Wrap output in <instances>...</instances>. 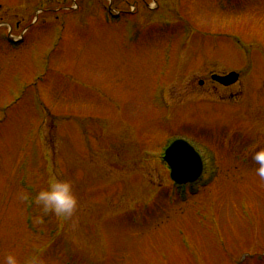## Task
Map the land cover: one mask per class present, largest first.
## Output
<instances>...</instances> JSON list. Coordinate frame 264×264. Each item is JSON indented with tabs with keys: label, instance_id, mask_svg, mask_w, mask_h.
<instances>
[{
	"label": "rangeland",
	"instance_id": "obj_1",
	"mask_svg": "<svg viewBox=\"0 0 264 264\" xmlns=\"http://www.w3.org/2000/svg\"><path fill=\"white\" fill-rule=\"evenodd\" d=\"M105 5L119 17L104 20ZM230 71L229 87L212 78ZM178 136L205 160L183 201L162 159ZM261 147L264 0H0V256L264 264ZM50 170L78 208L36 225L16 193Z\"/></svg>",
	"mask_w": 264,
	"mask_h": 264
},
{
	"label": "clouds",
	"instance_id": "obj_2",
	"mask_svg": "<svg viewBox=\"0 0 264 264\" xmlns=\"http://www.w3.org/2000/svg\"><path fill=\"white\" fill-rule=\"evenodd\" d=\"M252 159L258 165L256 174L264 180V147L255 150L252 154ZM16 199L23 204L24 211H28L32 206L39 208V215L31 216L32 222L36 225L44 223V215L54 214L61 220H66L76 213L78 208V198L73 189V182L65 179L59 171L49 172L46 185L40 187L33 195L32 192L26 189H20L16 193ZM37 250L29 256H26L21 261L14 252L0 256V264H46Z\"/></svg>",
	"mask_w": 264,
	"mask_h": 264
},
{
	"label": "water",
	"instance_id": "obj_3",
	"mask_svg": "<svg viewBox=\"0 0 264 264\" xmlns=\"http://www.w3.org/2000/svg\"><path fill=\"white\" fill-rule=\"evenodd\" d=\"M226 77H217L219 82L229 84L236 79L235 74ZM165 160L171 168V176L177 182L194 181L201 175V161L198 154L186 142L174 141L168 148Z\"/></svg>",
	"mask_w": 264,
	"mask_h": 264
}]
</instances>
